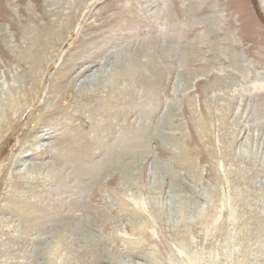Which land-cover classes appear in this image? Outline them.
<instances>
[{"label":"rangeland","instance_id":"374dc122","mask_svg":"<svg viewBox=\"0 0 264 264\" xmlns=\"http://www.w3.org/2000/svg\"><path fill=\"white\" fill-rule=\"evenodd\" d=\"M263 240L264 0H0V264H264Z\"/></svg>","mask_w":264,"mask_h":264},{"label":"bare ground","instance_id":"6f19581e","mask_svg":"<svg viewBox=\"0 0 264 264\" xmlns=\"http://www.w3.org/2000/svg\"><path fill=\"white\" fill-rule=\"evenodd\" d=\"M77 6H78V4H77ZM161 11H162V10H161ZM162 12H164V11H162ZM162 12H161V13H162ZM70 14H71V13H70ZM165 39H166V38H165ZM139 48H140V47H139ZM139 50H141V49H139ZM137 51H138V50H137ZM135 52H136V51H135ZM145 52H146V51H145ZM145 52H144V53H145ZM141 54H142V53H141ZM150 54H151V53H150ZM132 56H133V55H132ZM132 56H131V57H132ZM136 56L138 57V54H136ZM136 56H134V57H136ZM139 56H140V55H139ZM142 56H143V55H142ZM142 56H141V57H142ZM150 56H151V55H150ZM134 57H133V59H134ZM151 57H152V56H151ZM129 58H130V57H129ZM154 58H155V57H154ZM127 59H128V58H127ZM131 59H132V58H131ZM133 59H132V61H133ZM128 60H130V59H128ZM135 60H136V59H135ZM137 60H139V58H138ZM140 61H141V59H140ZM147 61H148V60H147ZM147 61H146V62H147ZM133 63H134V65H135V62H134V61H133ZM150 63H151V62H150ZM130 64H131V62H130ZM130 64H129V65H130ZM148 64H149V63H148ZM148 64H147V65H148ZM126 65H127V64H126ZM134 65H133V66H134ZM138 65H140V64H138ZM149 65H150V64H149ZM124 66H125V64H124ZM151 66H152V65H151ZM125 67H126V66H125ZM136 67H137V66H136ZM140 67H142V66H140ZM155 67L158 68L157 66H155ZM137 68H138V67H137ZM145 68H146V70H147V67H145ZM145 68H144V69H145ZM131 69H132V68H131ZM135 70L137 71L138 69L135 68ZM135 70H133V71H135ZM146 70H145V71H146ZM153 70H154V69H153ZM155 70H156V69H155ZM148 71H149V70H148ZM153 72H156V71H153ZM130 73H131V72H130ZM132 73H133V72H132ZM150 73H151V72H150ZM158 73H159V72H158ZM158 73H157V74H158ZM147 74H149V72H148ZM147 74H146V75H147ZM153 74H154V73H153ZM159 74H162V75H163V73H159ZM150 75H151V74H150ZM155 75H156V74H155ZM156 76H157V75H156ZM88 77H89V76H88ZM142 77H143V76H142ZM144 77H147V76H144ZM151 77H153V75H152ZM154 77H155V76H154ZM139 78H140V77H139ZM148 78H149V76H148ZM125 79H126V78H125ZM132 79H133V78H132ZM154 79H155V78H154ZM136 82H137V81H136ZM146 82H148L147 84L145 83L148 89H155V90H156V89H157V90L159 89V90H161V89H160V85H157V83H158V80H157V79L154 80V81L146 80ZM86 83H87V82H86ZM121 83H122V82H121ZM131 83H132V82H131ZM133 83H134V82H133ZM140 83H142V82H140ZM129 84H130V83H129ZM130 85H131V92H130V93H132V86H134V84H130ZM135 85H138V84H135ZM142 85H143V83H142ZM120 88H121V87H120ZM145 89H146V88H145ZM146 90H147V89H146ZM146 90H145V91H146ZM14 91H15V90H14ZM133 91H134V90H133ZM142 92H143V91H142ZM146 92H147V91H146ZM146 92H145V93H146ZM130 93H128V94L130 95ZM161 93H162V92H161ZM4 94H5V93H4ZM144 95H145V94H144ZM149 95H150V94H149ZM131 97L133 98L134 96H131ZM151 97H152V96H151ZM132 98H131V99L129 98V99L132 100ZM143 98H144V97H143ZM144 99H146V98H144ZM150 99H151V98H150ZM150 99H147V100H149L148 102H149V103L151 102V104H153V101L150 100ZM155 102H156V101H155ZM155 105H156V104H155ZM150 109H151V108H150ZM144 110H145V109H144ZM145 111H150V110L146 109ZM157 111H158V110H157ZM106 114H107V113H106ZM106 114H105V115H106ZM165 116H166V115H165ZM140 119H141V118H140ZM165 119H166V117H165ZM159 120H160V119H159ZM134 121H135V120H134ZM150 121H151V120H150ZM135 123H136V122H135ZM145 127H147V126H145ZM142 128H143V127H142ZM143 129H144V128H143ZM145 129H146V128H145ZM136 131H137V130H136ZM143 131H144V130H143ZM136 133H137V132H136ZM136 133H135V134H136ZM142 134H143V133H142ZM145 134H146V133H145ZM135 136H136V135H135ZM150 136H151V135H150ZM131 138H132V137H131ZM148 138H149V137H148ZM137 140H138V139L136 138L135 140H132V142L134 143V142H136ZM132 142H131V143H132ZM145 142L147 143V141H145ZM145 142L141 141L140 138H139V141L137 142V145H138L139 143L145 144ZM50 144H51V143H50ZM128 144H129V143H128ZM129 145H130V144H129ZM138 148H139V147H138ZM70 156H71V155H70ZM70 156H69V157H70ZM71 160H72V159H71ZM77 162H78V161H77ZM73 163H74V162H73ZM73 163H72V164H73ZM78 164H79V163H78ZM31 166H32V165H31ZM76 166H77V165H76ZM56 167H57V166H56ZM260 168H261V167H260ZM262 168H263V167H262ZM75 169H76V168H75ZM74 171H75V170H74ZM260 172H261V171H260ZM71 210H72V209H71ZM78 220H79V219H78ZM82 222H83V221H82ZM79 224H80V222L78 223V225H79ZM81 224H83V223H81ZM42 229H43V228H42ZM92 237H93V236H92ZM263 241H264V240H263ZM258 242H259V241H258Z\"/></svg>","mask_w":264,"mask_h":264}]
</instances>
